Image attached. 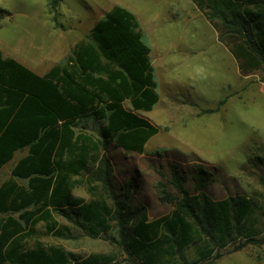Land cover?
Instances as JSON below:
<instances>
[{"label":"trees","instance_id":"1","mask_svg":"<svg viewBox=\"0 0 264 264\" xmlns=\"http://www.w3.org/2000/svg\"><path fill=\"white\" fill-rule=\"evenodd\" d=\"M191 1L240 73L264 83V0ZM61 2L50 0L55 13ZM159 98L151 48L137 16L123 6L108 11L44 75L0 50V171L17 152L28 151L0 186V264H115L114 255L26 249L22 240L40 221L54 222L50 233L73 238L70 227L56 228L55 215L91 239L115 243L131 264H214L228 249L264 245L263 195L213 200L205 191L210 175L201 167L192 175L194 192L174 168L171 184L179 198L163 192L174 206L163 217L151 220L145 207L133 209L122 198L107 151H145L160 128L140 112H151ZM224 103L202 113H215ZM256 160L264 167V158ZM86 173L103 194L75 198L74 178Z\"/></svg>","mask_w":264,"mask_h":264},{"label":"rangeland","instance_id":"2","mask_svg":"<svg viewBox=\"0 0 264 264\" xmlns=\"http://www.w3.org/2000/svg\"><path fill=\"white\" fill-rule=\"evenodd\" d=\"M117 5L132 11L141 24L160 97L151 112H140L160 128L145 151L129 153L113 147L107 151L122 198L127 197L133 209L145 207L151 220L168 215L174 206L162 198L163 192L179 198L171 184L174 168L194 192L192 175L199 167L210 175L205 191L213 200L255 192L264 197L260 182L264 167L256 160L264 158V83L258 75L240 73L234 57L191 0H62L56 13L50 0H0V49L5 57L43 74ZM224 99L219 111L202 113ZM27 152L19 151L3 167L0 186L12 178L15 163ZM74 179L75 198L89 200L103 194L91 173ZM54 220L57 229L70 227L73 238L50 233L54 222L40 221L35 234L22 240L23 246L60 247L82 258L114 255L115 264H131L115 243L91 239L59 215ZM214 264H264V245L237 252L228 249Z\"/></svg>","mask_w":264,"mask_h":264},{"label":"crops","instance_id":"3","mask_svg":"<svg viewBox=\"0 0 264 264\" xmlns=\"http://www.w3.org/2000/svg\"><path fill=\"white\" fill-rule=\"evenodd\" d=\"M0 50H1V49H0ZM1 51H2V50H1ZM2 52H3V51H2ZM3 55H4V54H3ZM9 58H13V57H9ZM13 59H16V58H13ZM16 60L19 61L18 59H16ZM19 62H21V61H19ZM21 63H22V62H21ZM22 64H24V63H22ZM24 65L27 66L26 64H24ZM27 67L30 68L29 66H27ZM30 69L33 70L32 68H30ZM33 71H34V70H33ZM35 72H36V71H35ZM36 73L39 74V75H44L46 72L43 73V74H40V73H38V72H36ZM17 153H18V152H17ZM17 153H16V154H17ZM16 154H15V155H16ZM19 159H20V158H19ZM19 159H18V160H19ZM12 161H13V160H12ZM9 163H10V162H9ZM15 164H16V163H15ZM11 172H12V171H11Z\"/></svg>","mask_w":264,"mask_h":264}]
</instances>
